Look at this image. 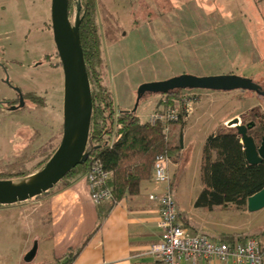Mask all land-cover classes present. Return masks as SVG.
I'll list each match as a JSON object with an SVG mask.
<instances>
[{
    "label": "rangeland",
    "instance_id": "rangeland-1",
    "mask_svg": "<svg viewBox=\"0 0 264 264\" xmlns=\"http://www.w3.org/2000/svg\"><path fill=\"white\" fill-rule=\"evenodd\" d=\"M94 1L101 60L91 71L112 91L117 109H135L140 120L146 121L151 114L168 108L181 110L185 99L194 95L193 111L169 124V128H181L189 121L186 141L193 157L208 122L228 127L227 121L234 117L240 123L260 121L264 98L247 90L183 89L169 97L145 92L140 99L138 91L143 83L183 74L196 78L236 74L264 87V0ZM50 3L0 0V65L7 67L10 79H16L18 69L41 79L34 87V95H41L40 105L30 104L28 117L22 119L16 112L0 108V179L35 171L51 156L62 136L63 71L52 36ZM36 62L40 66H35ZM4 74L0 68V78ZM28 84L34 86L33 80ZM10 95L0 82V98ZM197 116L201 118L192 125ZM179 132L172 134L179 136ZM115 136L112 133L105 138L111 142ZM187 166V176L181 174L182 168L178 173L181 180L191 178V161ZM60 181L55 188L62 186ZM172 195L176 201L174 189ZM39 198L26 202V212L37 211ZM252 215L253 224H264V207ZM15 216L20 219L13 224ZM22 216L0 212V264H15L34 244L27 240L28 223ZM26 240L29 247L24 251Z\"/></svg>",
    "mask_w": 264,
    "mask_h": 264
},
{
    "label": "crops",
    "instance_id": "crops-1",
    "mask_svg": "<svg viewBox=\"0 0 264 264\" xmlns=\"http://www.w3.org/2000/svg\"><path fill=\"white\" fill-rule=\"evenodd\" d=\"M200 118L197 116L192 125ZM188 122L184 121L181 128L177 125L171 127L172 132L181 130L183 145L180 161L169 163L177 221L191 233H202L213 240L223 241L228 237L235 243L242 237L241 242H244L243 238L256 235L264 229L262 223L253 224L252 212L247 208H207L194 204L202 189L199 170L202 144L206 136L221 124L215 127L213 122H208L193 157L189 155L190 146L186 141ZM189 161L193 167L191 178L184 177L181 180L178 173L182 168L181 174L187 176ZM163 190L164 186L156 185L151 178L141 182L140 190L135 195L124 197L113 205L109 201L95 204L89 197L87 180L82 176L67 186L54 187L40 195L35 213L26 212L25 204L29 199L0 205V212L23 214V219L28 223L27 240L37 245L35 256L30 261H36V264H55L59 260H66L70 264H157L150 249L160 237L158 221L161 213L158 202L151 200L149 194ZM19 219L15 216L13 224ZM243 226L245 228H240ZM258 239L264 244V237ZM27 240L24 251L29 247ZM24 263L23 258L15 262ZM179 264L239 263L231 259H199L195 263L181 260Z\"/></svg>",
    "mask_w": 264,
    "mask_h": 264
},
{
    "label": "trees",
    "instance_id": "trees-1",
    "mask_svg": "<svg viewBox=\"0 0 264 264\" xmlns=\"http://www.w3.org/2000/svg\"><path fill=\"white\" fill-rule=\"evenodd\" d=\"M77 1L80 4L81 17L79 35L92 96L87 143L89 156L82 164L71 169L60 182H64L62 186H67L85 176L92 161L98 159L103 168L109 172L106 184L112 197L108 201L113 205L124 197L137 194L141 182L152 178L153 163L157 155H167L172 162L180 161L183 147L182 134L181 130L179 136L172 134L169 124L173 121H141L136 110L116 108L112 91L100 80L97 72L93 74L91 71L101 60L95 1ZM72 6V1H69V19ZM181 90L183 89H174L163 94L169 97ZM246 90L264 98V95L254 90L244 89ZM172 101L171 99L170 103ZM180 116L182 117L181 114ZM259 120L247 131L257 144L264 135V114L259 115ZM166 127H168L167 133ZM112 133L118 137L110 142V139L105 137L111 136ZM49 157L50 155L45 162ZM45 162L43 161L35 170ZM199 170L202 189L195 199L196 206L245 209L247 198L264 188V161L257 164H249L246 161L240 136L232 126L220 125L213 133L206 136L200 151ZM30 173L32 172L24 173L21 177ZM68 177L70 178L67 179ZM260 236L264 237V229L246 238L258 239ZM246 238H243L244 241ZM241 240L242 237H239L238 241ZM223 241L230 245L234 244L233 241L228 240V237ZM259 243L264 249V244L260 241Z\"/></svg>",
    "mask_w": 264,
    "mask_h": 264
},
{
    "label": "water",
    "instance_id": "water-1",
    "mask_svg": "<svg viewBox=\"0 0 264 264\" xmlns=\"http://www.w3.org/2000/svg\"><path fill=\"white\" fill-rule=\"evenodd\" d=\"M69 1H73L75 5L73 22L68 16ZM79 12L80 4L76 0H51L52 36L63 71V123L60 142L48 160L34 172L22 177L0 179V205L23 202L49 191L71 169L82 164L89 156L87 143L92 96L79 35L81 21ZM197 88L219 91L250 89L264 95L261 85L236 74H216L200 78L183 74L163 81L143 83L138 91V99L145 92L163 94L174 89ZM254 124V121L240 123L238 117L226 123L227 126L236 128L243 145L245 159L249 164L264 161V135L257 144L253 137L247 134ZM262 207H264V188L246 200V208L250 212ZM36 249L37 245L34 243L23 257L25 263L32 261Z\"/></svg>",
    "mask_w": 264,
    "mask_h": 264
},
{
    "label": "built area",
    "instance_id": "built-area-1",
    "mask_svg": "<svg viewBox=\"0 0 264 264\" xmlns=\"http://www.w3.org/2000/svg\"><path fill=\"white\" fill-rule=\"evenodd\" d=\"M196 97L185 99L181 111L168 108L150 115L148 120L177 121L180 114L187 117L192 111ZM168 127L165 128L167 133ZM116 135L113 140H116ZM170 158L167 155H157L153 163L152 181L156 185H163L160 193L151 192L149 198L158 202L161 217L158 221L160 237L152 245L150 253L157 264H179L181 260L195 263L199 259H218L220 261L233 260L236 263L264 264V249L256 238L248 237L244 242H227L213 240L202 233H191L177 221V211L171 190V176L169 173ZM89 188V197L95 203L111 199L112 194L107 187L109 172L102 166L100 160L95 159L90 164L85 175ZM55 264H70L66 260H59Z\"/></svg>",
    "mask_w": 264,
    "mask_h": 264
},
{
    "label": "flooded vegetation",
    "instance_id": "flooded-vegetation-1",
    "mask_svg": "<svg viewBox=\"0 0 264 264\" xmlns=\"http://www.w3.org/2000/svg\"><path fill=\"white\" fill-rule=\"evenodd\" d=\"M34 64H36L35 66H40V62ZM0 68L2 72L5 73L4 78H0V82L5 84L11 92L10 96H3L0 98V103L2 104L0 108L5 111L16 112V115L19 114L22 119H25L30 115V104H33L34 106L40 105L41 95H34V87L37 85V81L40 82L41 79L38 78L35 80L34 77H30L29 74L26 73L25 69H18L17 71L15 68L14 69L17 72L14 74V77L16 79H10L7 67L0 65ZM32 80L34 86L31 87L28 83Z\"/></svg>",
    "mask_w": 264,
    "mask_h": 264
}]
</instances>
